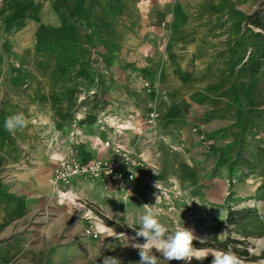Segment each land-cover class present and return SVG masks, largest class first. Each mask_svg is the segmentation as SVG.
<instances>
[{"label":"rangeland","instance_id":"1","mask_svg":"<svg viewBox=\"0 0 264 264\" xmlns=\"http://www.w3.org/2000/svg\"><path fill=\"white\" fill-rule=\"evenodd\" d=\"M261 1L82 0L60 5L70 21L61 22L65 35L57 42V17L23 18L27 11L0 0V141L14 143L16 152V161L0 165V183L15 176L6 169L31 164V151H50L56 161L57 131H39L40 145L31 149L3 125L23 112L27 128H57V88L73 92L61 154L75 139L77 148L86 142L92 148L105 134L136 162L131 196L113 184L79 179L57 186L61 194L48 199L53 205L45 204V211L4 222L0 264H102L104 256L137 264L138 250L124 246L125 235L135 236L128 229L138 230L142 206L157 197L161 223L197 237L194 256L230 250L242 264H264V42L242 19ZM36 2L57 14V0ZM182 95L189 96L182 109L191 114L183 145L151 130L160 100L170 97L176 105ZM231 210L246 217L230 224ZM105 219L127 229L120 232Z\"/></svg>","mask_w":264,"mask_h":264},{"label":"crops","instance_id":"2","mask_svg":"<svg viewBox=\"0 0 264 264\" xmlns=\"http://www.w3.org/2000/svg\"><path fill=\"white\" fill-rule=\"evenodd\" d=\"M39 1V0H38ZM82 0H57V14L56 10L51 8H44L43 10L37 8L36 6V0H27L22 7L15 8V11H27V17L23 18H34L40 21H52L57 17V42H60V38L63 37V31L61 29V22L62 21H70L68 19V16L66 12L61 9V6H67L68 8L71 7L72 4L80 3ZM60 7H59V6ZM31 7V8H30ZM32 10V11H31ZM18 11V12H19ZM20 18V17H18ZM22 19V18H21ZM48 30V29H47ZM44 33V32H43ZM46 33V32H45ZM65 35V34H64ZM32 50L30 49L29 52ZM59 51L57 50V54ZM60 62V61H58ZM81 76V75H80ZM74 85V84H73ZM159 87L161 90L167 92V89L162 84H159ZM157 90V91H161ZM173 90V89H171ZM62 89L57 88V128H26L23 132H16V138L20 143H23L24 145L29 146V148L32 149V145H40L39 141V131L41 133H48L51 131H57V157L61 155L62 150L60 149L61 144L66 142L65 140L62 142L61 139V132L64 128H67V122L70 119H73V114H71L70 110V104L73 103L70 95L73 94L72 89L69 88L67 95L66 93H62ZM174 92V90L172 91ZM66 94V95H65ZM151 95V94H150ZM149 97V96H148ZM157 97V95H156ZM181 98L176 99L178 100L175 103H169L172 98H168V102H164V100H160L161 105H159V108H163L158 112L159 118L156 120L154 126H150L152 133L156 136H163V138L167 141L173 142H181L183 145V141L186 139H189L190 136V128L186 127L189 123V111L184 112V109H182L183 104H188L189 102V96H180ZM151 98L153 100L154 94L152 93ZM159 98L155 99V102L157 103ZM71 101L68 104L67 109V102ZM148 101V100H147ZM154 102V101H153ZM158 102V103H160ZM169 103V104H167ZM125 112V109L124 111ZM67 117H70L68 119ZM177 118V119H176ZM181 120V124H179L177 121ZM186 121L185 127L182 122ZM175 123H177L175 125ZM60 124V125H59ZM181 125V126H180ZM92 125H83L82 128H95L91 127ZM137 128H147L146 126H139L136 125ZM40 133V134H41ZM107 136H104L101 138L105 139ZM157 138L156 142H160ZM47 140V139H46ZM89 142H86L84 145L85 151H87L86 156L91 157H111L112 151L111 150H98L94 149L91 146ZM177 143V144H178ZM3 144V145H2ZM2 146V147H1ZM38 149V147H37ZM83 149L78 148V152L83 155ZM14 143H10L9 141H0V165L7 168L9 165L12 164L13 161H16L15 153H14ZM31 164H27L26 168L19 167L18 169H6L7 173H10L13 176V178L10 181H7L6 183H0V227H1V234L2 235L5 232H7L6 228H3V223L12 219L16 218L17 214H33L36 212H42L45 211L46 205L52 206L53 203L51 200L49 202V198H53L55 200V194L56 190L54 189L55 186L50 184V179L52 177L53 169L56 164V161H54L52 158H50V151L46 152L43 151L42 148H39V151L34 152L31 151ZM15 159V160H14ZM5 184V185H4ZM58 188H57V194H58ZM16 198V199H15ZM19 198V199H17ZM46 204V205H45ZM55 205H59L54 204ZM53 206V207H54ZM4 230V231H3ZM7 261V258L5 259Z\"/></svg>","mask_w":264,"mask_h":264},{"label":"clouds","instance_id":"3","mask_svg":"<svg viewBox=\"0 0 264 264\" xmlns=\"http://www.w3.org/2000/svg\"><path fill=\"white\" fill-rule=\"evenodd\" d=\"M29 121L23 112H17L8 116L4 121V129L8 133L23 132L28 127ZM135 178V174L131 177ZM158 188V182L155 185ZM130 193V192H128ZM131 196V193H130ZM158 197L156 198V203ZM156 203L144 204L143 214L140 217V226L135 230V236L129 238L125 235L127 243L125 247H132L138 250L140 257L137 264H161V259L182 262V264H192L196 260L202 262L209 256L212 257L211 264H242L240 258L232 251H210L203 256H194L193 232L185 227L170 231L159 217L160 212ZM138 238L143 239V243L131 242ZM159 254V256L157 255ZM102 264H121V261L113 256H104Z\"/></svg>","mask_w":264,"mask_h":264},{"label":"built area","instance_id":"4","mask_svg":"<svg viewBox=\"0 0 264 264\" xmlns=\"http://www.w3.org/2000/svg\"><path fill=\"white\" fill-rule=\"evenodd\" d=\"M118 126L120 125L114 126V128H118ZM92 142V147L95 149H110L112 156L101 158L82 155L77 148L80 142L75 139L67 150L57 157L52 183L56 187H64L79 181V179L93 180L102 184L116 185L133 195L130 182L134 180L131 178L133 174L136 176V162L132 154L125 150L115 138L101 140L99 137H95ZM85 233L91 238H96L98 235L90 228H86Z\"/></svg>","mask_w":264,"mask_h":264},{"label":"trees","instance_id":"5","mask_svg":"<svg viewBox=\"0 0 264 264\" xmlns=\"http://www.w3.org/2000/svg\"><path fill=\"white\" fill-rule=\"evenodd\" d=\"M26 1L27 0H11L10 8L15 9L20 6L22 7V5ZM242 19H244L243 22L246 25V27H253V28L258 29V31L256 33H253V35L255 36V38L257 37L262 38V41L264 42V0H262L259 3V5L256 7V9H254L252 12L243 15ZM231 168H232V163L229 164V171L231 170ZM244 214H245L244 210H231L228 213L227 221L230 224L241 221L246 217ZM105 223L109 226H112L114 229L120 232L127 229V228L126 229L123 228L120 224L110 221L108 219H105ZM128 231L135 235V231L133 229L132 230L128 229ZM234 242H237V241L234 240ZM244 253L246 255L247 251H245Z\"/></svg>","mask_w":264,"mask_h":264},{"label":"bare ground","instance_id":"6","mask_svg":"<svg viewBox=\"0 0 264 264\" xmlns=\"http://www.w3.org/2000/svg\"><path fill=\"white\" fill-rule=\"evenodd\" d=\"M51 181H52V180H51ZM52 184H53V183H52ZM55 188H56V192H57V187H55ZM58 193H59V194H61V192H60V191H58Z\"/></svg>","mask_w":264,"mask_h":264}]
</instances>
